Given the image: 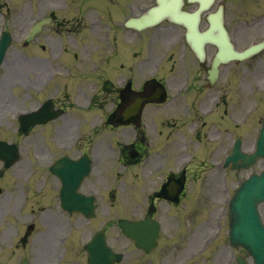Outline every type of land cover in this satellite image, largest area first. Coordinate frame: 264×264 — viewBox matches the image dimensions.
<instances>
[{
  "label": "rangeland",
  "instance_id": "obj_1",
  "mask_svg": "<svg viewBox=\"0 0 264 264\" xmlns=\"http://www.w3.org/2000/svg\"><path fill=\"white\" fill-rule=\"evenodd\" d=\"M5 0L1 1L4 2ZM19 1V0H18ZM43 3L39 6L40 9L42 10V14L41 13H37V7L35 5V10L32 9V7L30 6L31 0H28V5H26L25 9L27 11H25V13L27 14V19L24 22H10L9 19L6 21L5 25L7 28H9L11 31L14 32V34L16 35L15 37V44L10 48L8 55H7V61L4 64V67L2 68L1 72H0V77L3 74L4 77L6 79H9V82H7V84L5 85L6 87H9V85L11 84V82H19L20 79H23L24 76L26 75V70H27V65L25 64V62L23 61V59L19 56V53H21V51H25L24 49H22L18 44H19V37H20V33H21V27H26L28 24V26H31V24L34 22V20H37L39 15L41 14L44 15L46 13H49L51 11H55V10H59L60 8L63 9V12H59L58 16L59 19L61 20V23L59 25H54L51 27H47L45 28L46 31L41 35H39L33 42V44H44L45 45V51L39 52L37 54L34 53V49L32 48V45L29 46L26 50L30 53V55L32 54V56H36V55H42L40 56V59L37 56L36 57H31L30 61H29V66L30 68L36 73V69H40L44 71H47V73L41 77H37L40 80L43 78H47L49 75H52L55 72V67H56V54L59 53L61 46H72L74 41L72 38V34L73 32L69 31L68 28L71 26V21L76 22V20L74 19L76 14L84 15L82 14L83 12H85V10H87L88 8H85L83 3H79L76 2V5H67L65 7L63 0H42ZM72 2H74L73 0H70ZM37 0H34V3H36ZM151 0L148 1V3H150ZM140 7H143L144 5L147 4L146 1H141L140 3ZM250 6V4H248ZM139 6V5H138ZM138 7L136 6L135 9H137ZM17 9V4H15V6L9 10H7L6 12H13L14 10ZM94 9V8H93ZM20 7H18V11L19 12ZM92 10V9H91ZM90 11V10H89ZM86 11V20L87 18H89V20L93 19V21H97L98 22V18H97V12L92 11L91 13L93 14H87ZM229 11H230V19H234V15L231 11H236V6L232 3V0H229ZM15 12V14L17 13ZM38 15V16H37ZM96 17V18H95ZM85 18V17H84ZM29 19V22H28ZM243 21H245V18H241ZM83 20V19H82ZM84 21V20H83ZM88 21V20H87ZM232 21V20H231ZM233 24V22H232ZM1 25L4 26L3 23H1ZM52 31H56V33L52 32ZM249 33L250 38L255 37L253 35V32L251 29H249ZM61 34V35H60ZM242 34V33H241ZM248 34V33H247ZM77 35L79 36V39L82 43H84L83 41H85L86 39H90L93 40L95 38V34L92 31L91 28H88L87 26H80L79 27V31L77 33ZM244 35V34H242ZM66 38V40L64 39ZM66 42V43H65ZM59 49V50H58ZM57 52V53H56ZM26 54V53H25ZM74 54V50L72 51V55ZM22 57L24 59L27 58V56L22 55ZM72 57V56H70ZM61 63L62 64H66L68 62V52H64L63 55L60 57ZM73 58V57H72ZM94 62V61H92ZM73 63L76 65H84L85 64V59L82 57H78L75 58L73 60ZM60 69L62 71H60L61 73L63 72V75L69 76V70L67 69L66 66H61ZM71 69V74H73L74 70L72 67H70ZM250 70V68L247 65H239L236 66L232 71H230V75L236 77V78H241L243 76V74L247 71ZM83 77V76H82ZM81 77V78H82ZM69 78V77H66ZM83 81H85V79H83ZM61 92V91H60ZM59 92V93H60ZM20 94V90H12L10 91V97L12 98H16V96H18ZM47 93L46 92H36L35 94H32L28 89H24V97L21 98L22 101V105L24 109H28L31 105V103L33 101H35L36 103L41 102L44 98H46ZM4 99H7V94L5 92H0V105H3L5 103ZM14 115V114H13ZM3 122V119H0ZM49 152L52 155H56L58 150L53 147V146H48ZM209 147L205 146L202 149V157L205 159V153L208 151ZM211 152L209 154V157L212 158L214 157V155L218 152V148L216 146H211L210 147ZM21 170V174L25 175V166L24 168H22L20 166ZM16 172V170H14ZM17 174V172H16ZM11 176H8V180H11ZM4 185L8 188H11L13 186V182L9 183V182H5ZM138 186L142 189L143 188V183H139ZM227 189H230V186L227 185ZM147 191V190H146ZM14 200L20 201L21 197L19 192H15L14 193ZM194 199L192 202V205H194ZM215 209V208H214ZM213 209V211H214ZM205 210V209H204ZM174 225H177L176 221H173ZM94 226H95V222H93L91 228L89 230L86 231H79L76 233V240L82 238L85 235H90L93 233L94 231ZM168 227H171L168 224ZM215 227H213L212 229H214ZM12 230V229H11ZM11 230L8 232L10 233ZM166 239L164 238V242L166 243V245L169 244L170 240V234L171 231L166 230ZM181 236V235H180ZM223 240H225L224 238H222ZM179 241V245H170L168 251L166 252L167 254V258L162 260L159 256L160 260V264H179L181 262H179L183 257L182 251H181V246L183 247L184 243L183 241H181L178 238ZM171 244V242H170ZM227 245V246H226ZM199 252L203 253V254H199L198 258L195 259V263H189V264H231V249L228 245V243L226 242L225 245H221V246H217V244L212 243L208 246L207 249H205V251L202 248V245L200 246V244L197 245ZM177 249V250H176ZM171 252V253H168ZM64 252H62L63 254ZM220 254H223L222 259L220 261H218V257ZM190 260H192V258H190ZM164 261V262H162Z\"/></svg>",
  "mask_w": 264,
  "mask_h": 264
},
{
  "label": "flooded vegetation",
  "instance_id": "obj_2",
  "mask_svg": "<svg viewBox=\"0 0 264 264\" xmlns=\"http://www.w3.org/2000/svg\"><path fill=\"white\" fill-rule=\"evenodd\" d=\"M167 26H165L164 28V31L167 32V31H170V27L169 26H172L174 28H178L177 26H173V25H170L168 23H166ZM234 32V30H233ZM198 63L192 65L191 68L188 67V69L185 70V75H184V80H178V79H174V80H169V82H198L201 84V82H204L205 84H209V80H208V68L209 66L207 65V63H200L198 60H197ZM120 69H121V74H120V80L121 82H134L133 79H132V74H133V71L134 69L133 68H130L129 69V72L130 74L126 77L123 70H124V64L121 63L120 64ZM200 84L197 86L198 90H200ZM188 85V84H187ZM190 87V85L188 86ZM134 88L136 90H138V95H142V96H149L152 94V92L154 91V88H145V87H142V88H139L137 89L136 86H134ZM121 89L120 88H117V98H112L111 99V103L114 104V107L116 106V103L119 102V99L118 97L120 96V94L118 92H120ZM147 105H150L149 103H146L145 104V107ZM158 105V104H156ZM155 105V106H156ZM59 107V106H57ZM64 109V107H62ZM108 108V103H106L105 105V111H104V115H109V111L110 110H107ZM65 110V109H64ZM154 109H151V111H153ZM0 116L4 119H8V111L5 110V111H0ZM169 123V126L170 127H174L172 126L173 124L168 122ZM8 126L11 127V121H8ZM175 126H177V124L175 123ZM181 128V127H180ZM179 129V128H178ZM180 131V130H178ZM64 143V141H63ZM74 148H78L79 146L77 144H72ZM142 147V143L139 141L138 143L135 144L134 146V149L135 148H141ZM165 174V173H164ZM162 175L161 179L164 180V178H166L168 176V173H166L165 175ZM162 180V181H163ZM187 192H184L183 195H186ZM155 198H154V195H152L151 197V202L154 201ZM156 211V210H155ZM58 209L54 208V207H51V208H48L47 211L45 212L43 208H39L38 211L36 212L34 209L30 212V213H24V219L25 220H28L30 219V222H28V230H27V234H26V237H25V242H28V237L31 236L33 234V231L35 229V226L36 224H38L39 226V230L37 232L36 235H33V241H34V238L35 236H37L35 238V240L38 242V243H44L45 242V237H46V234L44 232V226L45 224H47L48 226V234H47V239L50 240L52 237H53V232H52V228H54L56 225H57V215H58ZM52 227V228H51ZM76 262V261H75Z\"/></svg>",
  "mask_w": 264,
  "mask_h": 264
},
{
  "label": "water",
  "instance_id": "obj_3",
  "mask_svg": "<svg viewBox=\"0 0 264 264\" xmlns=\"http://www.w3.org/2000/svg\"><path fill=\"white\" fill-rule=\"evenodd\" d=\"M201 2L204 1V4L205 6L209 5L212 0H200ZM178 10H179V6H178ZM180 12V10H179ZM181 13V18L184 20V23H188V20H191V21H194L193 23V28H192V32L190 33V38L193 39L195 34L197 32V29H196V20H198V16H199V12L198 13H195V14H186V13ZM195 45V44H194ZM197 48V47H196Z\"/></svg>",
  "mask_w": 264,
  "mask_h": 264
}]
</instances>
